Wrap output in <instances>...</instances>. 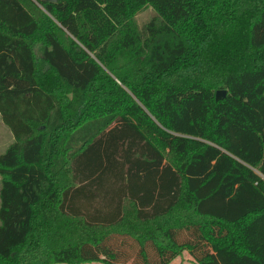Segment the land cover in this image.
<instances>
[{
	"label": "trees",
	"instance_id": "obj_1",
	"mask_svg": "<svg viewBox=\"0 0 264 264\" xmlns=\"http://www.w3.org/2000/svg\"><path fill=\"white\" fill-rule=\"evenodd\" d=\"M257 105L264 0H0V264H264Z\"/></svg>",
	"mask_w": 264,
	"mask_h": 264
},
{
	"label": "rangeland",
	"instance_id": "obj_2",
	"mask_svg": "<svg viewBox=\"0 0 264 264\" xmlns=\"http://www.w3.org/2000/svg\"><path fill=\"white\" fill-rule=\"evenodd\" d=\"M155 15V12L152 7L146 6L141 11L136 13L135 21L139 27H141L144 23H146L152 16ZM261 93H256V99H258ZM244 100L249 99L245 93L241 94ZM249 115L255 123H258L260 127L264 128V109H262L259 105H257L254 109H248ZM220 118V121H223L228 117V115L224 114ZM0 119V153L4 151V149L9 145L12 141L11 136L9 134L8 128L2 123ZM231 132V145L229 149L231 152L237 151V154H243L244 160L248 162L252 160V157L257 153V141L256 136L252 132L245 131L241 128L240 124L234 120L229 125ZM242 152V153H241ZM264 163V160L262 161ZM264 167V166H263ZM168 264H195L187 251H183L176 258H174ZM84 264H101V263H84Z\"/></svg>",
	"mask_w": 264,
	"mask_h": 264
},
{
	"label": "water",
	"instance_id": "obj_3",
	"mask_svg": "<svg viewBox=\"0 0 264 264\" xmlns=\"http://www.w3.org/2000/svg\"><path fill=\"white\" fill-rule=\"evenodd\" d=\"M41 1L48 2V3H54L57 0H41ZM225 95H226V90L225 89L217 90L215 92V100H220V99L224 98Z\"/></svg>",
	"mask_w": 264,
	"mask_h": 264
},
{
	"label": "crops",
	"instance_id": "obj_4",
	"mask_svg": "<svg viewBox=\"0 0 264 264\" xmlns=\"http://www.w3.org/2000/svg\"><path fill=\"white\" fill-rule=\"evenodd\" d=\"M1 124H2V123H1ZM8 132H9V131H8ZM9 134H10V132H9ZM10 136H11V134H10ZM11 140H12V136H11ZM172 262H174V261H171V263H172Z\"/></svg>",
	"mask_w": 264,
	"mask_h": 264
}]
</instances>
